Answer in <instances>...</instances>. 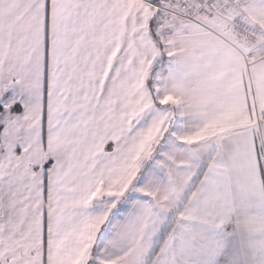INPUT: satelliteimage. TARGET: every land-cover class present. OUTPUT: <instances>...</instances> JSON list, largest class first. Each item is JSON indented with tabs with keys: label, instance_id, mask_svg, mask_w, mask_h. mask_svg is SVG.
Here are the masks:
<instances>
[{
	"label": "snow or ice",
	"instance_id": "1",
	"mask_svg": "<svg viewBox=\"0 0 264 264\" xmlns=\"http://www.w3.org/2000/svg\"><path fill=\"white\" fill-rule=\"evenodd\" d=\"M0 264H264V0H0Z\"/></svg>",
	"mask_w": 264,
	"mask_h": 264
}]
</instances>
